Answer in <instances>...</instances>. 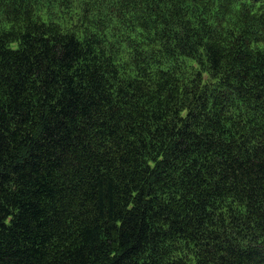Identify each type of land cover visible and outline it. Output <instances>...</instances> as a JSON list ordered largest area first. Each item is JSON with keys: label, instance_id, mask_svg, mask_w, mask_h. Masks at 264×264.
Listing matches in <instances>:
<instances>
[{"label": "trees", "instance_id": "obj_1", "mask_svg": "<svg viewBox=\"0 0 264 264\" xmlns=\"http://www.w3.org/2000/svg\"><path fill=\"white\" fill-rule=\"evenodd\" d=\"M0 264H264V0H0Z\"/></svg>", "mask_w": 264, "mask_h": 264}]
</instances>
